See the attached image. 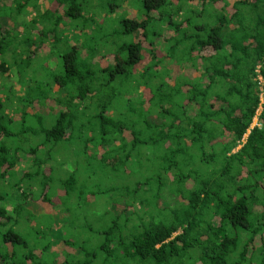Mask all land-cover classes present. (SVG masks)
<instances>
[{
    "label": "trees",
    "instance_id": "trees-1",
    "mask_svg": "<svg viewBox=\"0 0 264 264\" xmlns=\"http://www.w3.org/2000/svg\"><path fill=\"white\" fill-rule=\"evenodd\" d=\"M45 1L0 0V264H264V0Z\"/></svg>",
    "mask_w": 264,
    "mask_h": 264
},
{
    "label": "rangeland",
    "instance_id": "rangeland-1",
    "mask_svg": "<svg viewBox=\"0 0 264 264\" xmlns=\"http://www.w3.org/2000/svg\"><path fill=\"white\" fill-rule=\"evenodd\" d=\"M234 1H237V0H234ZM40 2H42V4H44V6L45 7H47L48 8V5H47V3H46V1L45 0H40ZM101 2H105V3H109L108 5H112V2H114V0H101ZM99 3H100V0H99ZM90 4H93V5H98L97 4V2L95 1V0H93V3H90ZM131 11H129V10H120V11H118V10H116V12H115V14H114V18L116 19L114 22H117V21H119V17H130L131 16V13H130ZM17 31H21L20 29H17ZM38 54H39V56H41V57H45V56H47V54H48V52H47V49H41L39 52H38ZM9 57V56H8ZM8 74H11L10 72L9 73H7V74H5V76H7ZM11 78V77H10ZM12 79V78H11ZM11 83H15L14 81H11ZM15 88L17 89V87L15 86ZM57 86H55L54 88H53V90L54 91H57ZM256 124V122L254 121V124L252 125V127L254 126ZM20 127V126H19ZM73 147V146H72ZM73 148H75V147H73ZM88 152V151H87ZM98 165H99V162H95V166L92 164V165H90L89 167H83L82 169H83V171H88V170H98ZM111 176L110 177H108L107 178V180H105V183H107V185L109 186V188L111 189V188H114L116 185L117 186H121V187H123V185L124 184H126V181L123 179V178H117V176H113L111 173H109ZM128 182L127 183H129V185H132V181L131 180H127ZM95 182H97L98 183V186L99 187H106V185L100 180V179H98V178H96L95 179ZM134 184V183H133ZM107 201H110V195L109 194H107V195H105L104 196V198H103V200H102V202L100 203V206H99V209H101V210H109V204L107 203ZM26 207V206H25ZM27 207L34 213V214H37V213H40L41 211H39V210H41V208H42V206L40 205H27ZM113 207H111V209H112ZM111 209L109 210V213L111 212ZM114 210H115V208H114ZM97 214L98 213H100V210H94ZM116 212H119V210L117 209L116 210ZM62 224V221L61 220H59V221H57V227H60V225ZM54 248H57L59 245H60V243H58L59 242V240H60V237H59V234H58V232L56 231L55 232V235H54Z\"/></svg>",
    "mask_w": 264,
    "mask_h": 264
},
{
    "label": "built area",
    "instance_id": "built-area-1",
    "mask_svg": "<svg viewBox=\"0 0 264 264\" xmlns=\"http://www.w3.org/2000/svg\"><path fill=\"white\" fill-rule=\"evenodd\" d=\"M258 76H259V75H258ZM257 80H258L259 84L261 85V87H263V86H264V83H263L262 78H261V77H258ZM258 113H259V111H258ZM254 121L256 122V124H255L254 126H256V125H257V118H255ZM253 124H254V123H253ZM254 126H253V127H254Z\"/></svg>",
    "mask_w": 264,
    "mask_h": 264
}]
</instances>
